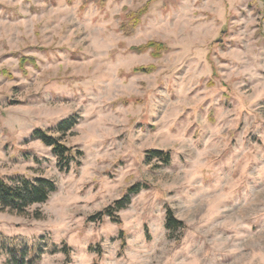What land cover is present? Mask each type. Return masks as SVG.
Segmentation results:
<instances>
[{"label":"rangeland","instance_id":"374dc122","mask_svg":"<svg viewBox=\"0 0 264 264\" xmlns=\"http://www.w3.org/2000/svg\"><path fill=\"white\" fill-rule=\"evenodd\" d=\"M0 177L57 188L0 264H264V0H0Z\"/></svg>","mask_w":264,"mask_h":264},{"label":"trees","instance_id":"16d2710c","mask_svg":"<svg viewBox=\"0 0 264 264\" xmlns=\"http://www.w3.org/2000/svg\"><path fill=\"white\" fill-rule=\"evenodd\" d=\"M97 2L98 0H92ZM75 125L73 119L67 120L59 125V132L66 134ZM33 137L40 140L45 146L52 149L56 156L61 170L69 171L71 164L76 157L73 151L64 145L59 138L48 135L42 130L34 132ZM150 159H159L163 164L169 165L171 156L169 153L163 151H149ZM57 190L54 182L43 179L27 177H20L15 180L14 184L0 177V210H9L17 214H25L32 206L46 203L51 195ZM142 190L141 185H136L128 189L121 200L116 201L110 208H108L103 215L111 218L112 221L120 223L118 212L126 209L130 204L132 197L138 195ZM166 227L171 231H178L183 228V223L178 221L173 211H167ZM5 252L9 256L11 264H25L27 260L25 257L31 255L34 247L27 248V251H21L15 242H11L8 246L4 245ZM30 262V261H29ZM32 264V262H31Z\"/></svg>","mask_w":264,"mask_h":264}]
</instances>
